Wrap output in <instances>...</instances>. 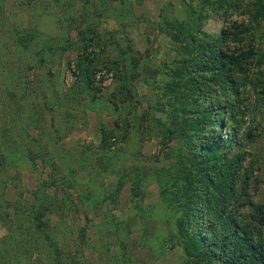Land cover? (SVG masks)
Segmentation results:
<instances>
[{
    "label": "rangeland",
    "instance_id": "1",
    "mask_svg": "<svg viewBox=\"0 0 264 264\" xmlns=\"http://www.w3.org/2000/svg\"><path fill=\"white\" fill-rule=\"evenodd\" d=\"M263 9L264 0H0V264H222L232 243L201 224L213 223L216 197L212 212L202 201L187 216L176 203L202 140L233 126L242 145L229 155L244 153L247 185L225 213L246 221L251 203H264L260 88L232 72L234 96L195 72L198 62L184 70L195 42L179 32L184 24L212 42L260 10L264 35ZM236 41L222 50L239 52ZM212 115L227 126L213 131ZM200 119L204 129L188 127ZM184 220L215 246L186 251ZM255 240L264 249V225Z\"/></svg>",
    "mask_w": 264,
    "mask_h": 264
},
{
    "label": "trees",
    "instance_id": "2",
    "mask_svg": "<svg viewBox=\"0 0 264 264\" xmlns=\"http://www.w3.org/2000/svg\"><path fill=\"white\" fill-rule=\"evenodd\" d=\"M258 12L259 14L255 13L251 15L252 20L255 21L233 25L230 29H224L221 34L222 37L213 39L214 41L212 42H196L194 34L189 30L190 27H186L184 24H181L180 30L182 29V31L179 33L195 42L192 48L189 46L184 47L188 56H190L184 61V70L188 69L191 64L198 62L197 69L194 66V69H196L195 72L203 74L204 78H207L206 76L209 74V81L213 87L221 88L225 86L228 89L230 84L229 91L231 90L234 96L238 95L241 91L236 86L237 78L232 72H239V76L248 79L252 87L260 88L259 95L255 98V103L261 106L262 109H258L259 115L264 117V91H262L264 89V83L262 82L263 80H261L262 83L259 81V77L264 75V35L259 33L256 36V27L258 26V22L256 21L260 19L259 17L263 16V13L260 10ZM182 27L189 31L186 33L187 35H185L187 31ZM229 36L236 38V42L240 44L242 49H239V52L237 50L235 51V49L230 53L222 50L221 45L227 44ZM195 59L197 61H194ZM190 72H193V70L191 69ZM192 76L195 78L197 75ZM231 107H229L228 116L232 121L234 120L236 122L235 119L238 115L239 106L233 102ZM221 108L223 109V106ZM203 112L205 113L206 110ZM209 120L212 124L213 131L227 126V123H223L215 115L209 117ZM205 123V121H201L200 119L193 121L191 125L188 124V127L194 131H201V129H204L203 124ZM231 130L232 133L229 136L223 137L221 134L215 133L216 135H212L213 140L209 139L208 135L202 140L201 149L204 152L198 161L195 160V162L187 163L189 169L186 168L187 177H184L183 180L186 183L190 175L192 179L186 185V192L183 191V193L185 192V199L183 201L177 200L176 206L179 205L182 208H186L184 214L187 216L191 210L194 212L198 203L200 204L203 201V203L206 202L208 211L212 212L211 201L213 197H216V199L213 198V201L215 200L213 214L216 215L213 223L209 221L207 224L204 222V218V220L202 219L203 221L201 220V224L203 227L210 226L206 231L207 234H211L214 227H216L215 230L217 231L220 229V233L224 234V238L220 241L223 247H229L232 243V253L226 259H221L222 264H249L252 261V264H264L263 246L255 240L256 232L260 236L261 228L264 225V203L260 202L254 205L251 203V209L247 215L250 219L247 218L246 221L242 222H240V218L237 219L231 213L226 214L224 210V206H226L225 201L237 202L239 195L243 194L244 188L247 185L246 181L245 186L243 185L244 180L241 179L242 175L240 173V170L244 169L243 162L245 156L242 155L244 153L233 152L232 156L229 155V152H232L231 148L242 145L239 139L241 131L235 126ZM107 133L110 134L112 132L107 131ZM203 136H205V133H203ZM215 136L216 139H214ZM175 167L177 169L180 167L181 169L183 168L180 160L175 162ZM239 181L242 182L241 188L237 190ZM180 182H182V178L179 179L177 177L171 185L173 187H179ZM204 212L206 211L204 210ZM250 220L256 221L259 224L258 229L252 226L251 222H249ZM184 222L185 220L179 222L180 228L178 234L186 243V251L192 253L193 251L190 249H195L194 251H196L206 244L210 245L211 249L215 246V242L209 240L207 235L194 232L189 233ZM218 223L219 226L217 225ZM187 242L191 244L188 245Z\"/></svg>",
    "mask_w": 264,
    "mask_h": 264
}]
</instances>
